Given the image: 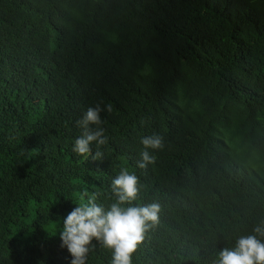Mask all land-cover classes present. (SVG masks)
<instances>
[{"label": "trees", "instance_id": "obj_1", "mask_svg": "<svg viewBox=\"0 0 264 264\" xmlns=\"http://www.w3.org/2000/svg\"><path fill=\"white\" fill-rule=\"evenodd\" d=\"M121 169L160 206L132 264H214L264 220V0H0V264H69L46 228L81 197L107 207ZM93 243L86 264H111Z\"/></svg>", "mask_w": 264, "mask_h": 264}, {"label": "clouds", "instance_id": "obj_2", "mask_svg": "<svg viewBox=\"0 0 264 264\" xmlns=\"http://www.w3.org/2000/svg\"><path fill=\"white\" fill-rule=\"evenodd\" d=\"M110 111L97 104L89 107L80 120L76 121L81 134L72 145V151L87 158L93 155L90 145L106 143L103 121L100 112ZM92 126V127H90ZM143 149L139 153L138 168L154 163L155 150L162 149L163 138L151 134L140 139ZM152 150V151H150ZM101 153L96 151L94 157ZM113 202L107 207L88 196L61 219L58 232L59 247L65 249L69 264H86L88 253L98 243L111 252V264H132V255L144 239L145 232L158 222L160 206L158 203L134 204L138 199L139 182L135 174L121 169L110 184ZM214 264H264V220L255 223L248 234L237 236L230 247L217 251Z\"/></svg>", "mask_w": 264, "mask_h": 264}, {"label": "rangeland", "instance_id": "obj_3", "mask_svg": "<svg viewBox=\"0 0 264 264\" xmlns=\"http://www.w3.org/2000/svg\"><path fill=\"white\" fill-rule=\"evenodd\" d=\"M61 229L59 227H57V225L54 223V224H51L49 225L47 228H46V231L48 233H53V234H58V232L60 231Z\"/></svg>", "mask_w": 264, "mask_h": 264}]
</instances>
